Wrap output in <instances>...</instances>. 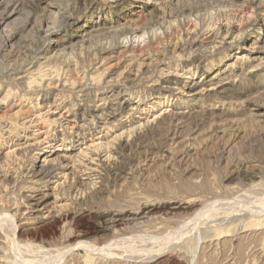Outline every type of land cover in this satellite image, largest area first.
Returning <instances> with one entry per match:
<instances>
[{
	"label": "rangeland",
	"instance_id": "obj_1",
	"mask_svg": "<svg viewBox=\"0 0 264 264\" xmlns=\"http://www.w3.org/2000/svg\"><path fill=\"white\" fill-rule=\"evenodd\" d=\"M0 264H264V0L1 2Z\"/></svg>",
	"mask_w": 264,
	"mask_h": 264
},
{
	"label": "bare ground",
	"instance_id": "obj_2",
	"mask_svg": "<svg viewBox=\"0 0 264 264\" xmlns=\"http://www.w3.org/2000/svg\"><path fill=\"white\" fill-rule=\"evenodd\" d=\"M4 0H0V3L1 2H3ZM4 22H2L1 24H3ZM38 173V172H37ZM38 176L40 177V180H42V179H52V178H56L57 177V175H55V176H53V173L51 172V171H40L39 170V173H38ZM37 177V176H36ZM35 177V178H36ZM50 183H53V182H51V181H49ZM29 198V197H28ZM33 198V197H32ZM30 199V202H31V204H30V208H31V211H30V214L28 215V216H31V217H35L34 216V214L36 213V212H39V211H41V209H39V207H41L42 206V199L40 200H38V198L37 199ZM43 199H45V197L43 198ZM44 206V205H43ZM45 207V206H44ZM42 208V207H41ZM26 209V208H25ZM28 209V208H27ZM44 209V208H43ZM29 211V210H28ZM24 212H26V211H24ZM25 214V213H24ZM23 215V214H22ZM25 217V216H24ZM27 217V216H26ZM25 217V218H26ZM29 219V218H28ZM30 219H32V218H30ZM196 227V226H195Z\"/></svg>",
	"mask_w": 264,
	"mask_h": 264
}]
</instances>
